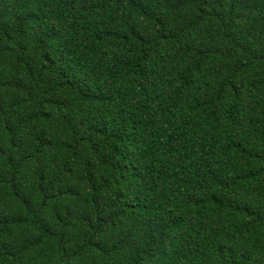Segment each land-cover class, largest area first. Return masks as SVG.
I'll return each mask as SVG.
<instances>
[{
    "label": "trees",
    "instance_id": "16d2710c",
    "mask_svg": "<svg viewBox=\"0 0 264 264\" xmlns=\"http://www.w3.org/2000/svg\"><path fill=\"white\" fill-rule=\"evenodd\" d=\"M0 264H264V0H0Z\"/></svg>",
    "mask_w": 264,
    "mask_h": 264
}]
</instances>
